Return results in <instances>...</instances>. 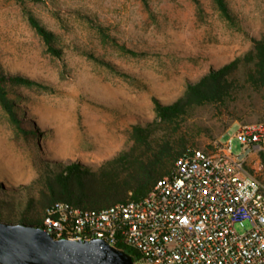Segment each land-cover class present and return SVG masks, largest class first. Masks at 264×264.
I'll return each instance as SVG.
<instances>
[{"label": "rangeland", "instance_id": "rangeland-1", "mask_svg": "<svg viewBox=\"0 0 264 264\" xmlns=\"http://www.w3.org/2000/svg\"><path fill=\"white\" fill-rule=\"evenodd\" d=\"M227 2L233 20L215 0H0V70L44 84L7 83L28 131L0 103L1 196L12 200V215L28 194L41 199L44 161L97 169L132 145L134 124L159 120L155 97L175 101L190 82L245 53L253 36H264V0ZM27 11L55 33L60 55L49 50ZM180 122L162 123L152 135L185 139V150H213L240 126L264 124V91L246 82L226 103L195 105ZM232 146L241 152L236 138ZM248 167L264 189V149ZM250 227L248 220L237 226L240 233ZM118 249L141 264L131 249ZM128 258L116 262L109 253L104 263Z\"/></svg>", "mask_w": 264, "mask_h": 264}, {"label": "built area", "instance_id": "built-area-1", "mask_svg": "<svg viewBox=\"0 0 264 264\" xmlns=\"http://www.w3.org/2000/svg\"><path fill=\"white\" fill-rule=\"evenodd\" d=\"M263 149L264 124L240 126L213 150L182 152L141 198L99 208L59 199L42 227L54 239L129 248L141 264H264V189L248 167Z\"/></svg>", "mask_w": 264, "mask_h": 264}, {"label": "trees", "instance_id": "trees-1", "mask_svg": "<svg viewBox=\"0 0 264 264\" xmlns=\"http://www.w3.org/2000/svg\"><path fill=\"white\" fill-rule=\"evenodd\" d=\"M215 2L225 17L234 19L227 0ZM27 13L30 23L48 44L49 50L60 55V49L54 44L55 33L33 13ZM8 82L39 86L44 84L28 75L0 70V103L12 122L28 131L23 127L15 101L9 96ZM246 82L254 89L264 91V36H253L252 47L245 53L212 69L198 81L190 82L185 92L175 101L163 103L155 97L159 120L146 126L134 124L130 131L132 145L116 157L105 160L97 169L79 161L67 164L44 161L46 170L38 179L41 183V199L36 202L34 196L28 194L27 204L22 206L18 215H12L15 208L12 200L1 196L6 189L0 182V222L41 228L47 207L59 199L83 207L99 208L129 198H141L160 177L172 170L188 143L185 139L173 142L167 135L153 136V130L162 123H175V127H179L180 120L185 119L189 109L195 105L226 103L228 97L233 92L240 91ZM6 201L12 204L6 208L7 213H4L1 208ZM132 253L135 255L133 251Z\"/></svg>", "mask_w": 264, "mask_h": 264}, {"label": "water", "instance_id": "water-1", "mask_svg": "<svg viewBox=\"0 0 264 264\" xmlns=\"http://www.w3.org/2000/svg\"><path fill=\"white\" fill-rule=\"evenodd\" d=\"M109 253L116 262L128 258L101 239H54L43 227L0 222V261L4 264H108L104 258ZM128 260L127 264H134Z\"/></svg>", "mask_w": 264, "mask_h": 264}, {"label": "bare ground", "instance_id": "bare-ground-1", "mask_svg": "<svg viewBox=\"0 0 264 264\" xmlns=\"http://www.w3.org/2000/svg\"><path fill=\"white\" fill-rule=\"evenodd\" d=\"M82 158H83V157H81V159H82ZM83 161H86V159L83 158ZM87 161H88V160H87ZM15 180H16V179H15Z\"/></svg>", "mask_w": 264, "mask_h": 264}]
</instances>
